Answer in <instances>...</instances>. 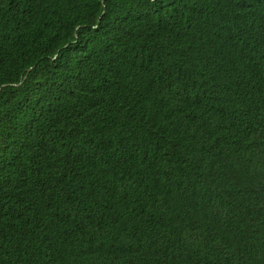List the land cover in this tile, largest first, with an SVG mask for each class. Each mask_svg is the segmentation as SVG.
<instances>
[{"label": "trees", "instance_id": "obj_1", "mask_svg": "<svg viewBox=\"0 0 264 264\" xmlns=\"http://www.w3.org/2000/svg\"><path fill=\"white\" fill-rule=\"evenodd\" d=\"M0 264H264V0H0Z\"/></svg>", "mask_w": 264, "mask_h": 264}]
</instances>
